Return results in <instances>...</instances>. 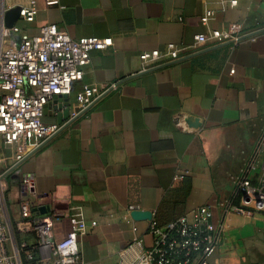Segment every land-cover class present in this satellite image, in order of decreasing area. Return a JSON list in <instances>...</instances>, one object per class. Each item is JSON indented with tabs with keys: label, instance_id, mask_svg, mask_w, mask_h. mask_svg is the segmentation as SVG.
I'll use <instances>...</instances> for the list:
<instances>
[{
	"label": "crops",
	"instance_id": "obj_1",
	"mask_svg": "<svg viewBox=\"0 0 264 264\" xmlns=\"http://www.w3.org/2000/svg\"><path fill=\"white\" fill-rule=\"evenodd\" d=\"M48 1L9 0L37 11L32 22L18 18L16 39L54 25L74 40H112L110 49L90 53L82 80L109 92L75 118L74 94L68 107L52 102L43 123H57L61 105L66 125L22 164L34 178L33 213L57 215L51 240L66 238L70 210L79 208L94 224L79 242L83 264H131L153 244L151 221L192 218L208 206L218 237L209 262L264 264V213L230 211L241 206L242 178L264 184V0H238L234 8L225 0ZM206 11L214 16L203 26ZM230 24L254 38L141 72L140 54L189 46ZM8 204L17 222L15 186ZM19 240L29 245L34 237Z\"/></svg>",
	"mask_w": 264,
	"mask_h": 264
},
{
	"label": "built area",
	"instance_id": "obj_2",
	"mask_svg": "<svg viewBox=\"0 0 264 264\" xmlns=\"http://www.w3.org/2000/svg\"><path fill=\"white\" fill-rule=\"evenodd\" d=\"M237 1L225 0V7L234 8ZM48 4L57 2L50 0ZM13 9L9 0H0V264H83L79 242L94 224L88 225L83 212L73 208L69 213L70 232L64 240L53 242L51 228L57 215L33 213L29 196L34 178L23 172L22 164L58 136L66 125H47L42 121L44 107L52 103L54 96L69 99L74 94L72 118H75L109 92L110 88L101 90L82 80L90 53L110 49L112 40H74L54 25L42 27L34 37L16 39V27L6 25L7 14ZM18 10L19 18L26 22H32L37 12L33 3ZM213 16L212 11H206L200 19L202 25L207 26ZM253 38V34L243 32L238 24L208 30L194 36L189 46L169 44L163 50L140 54L141 72L188 60L209 48H234ZM12 186L18 195L17 222L11 221L9 212ZM237 189L241 206H230L231 212L245 213L250 209L264 213V184L253 187L248 179L242 178ZM134 210L137 209L133 206L128 208L129 212ZM212 217L208 206H199L192 218L182 216L165 225L151 221L148 234L153 244L131 264H211L209 259L218 245ZM22 234H32L33 243L19 242L17 238Z\"/></svg>",
	"mask_w": 264,
	"mask_h": 264
},
{
	"label": "water",
	"instance_id": "obj_3",
	"mask_svg": "<svg viewBox=\"0 0 264 264\" xmlns=\"http://www.w3.org/2000/svg\"><path fill=\"white\" fill-rule=\"evenodd\" d=\"M19 18V10L18 9H13L11 11L8 12L7 14V18H6V25L8 28L13 27L17 20ZM62 100H65L66 103V107H68L69 105V99L67 96H54L53 98V103H57L60 102ZM51 104V103H50ZM50 104H48L47 106L44 107V115H45V111H47L48 107L50 106ZM58 110L60 111V114L58 115V124H62L64 120L68 119L69 117V111L67 109L63 110L62 106L60 105L58 107ZM32 211H38V210H32ZM44 211V210H41Z\"/></svg>",
	"mask_w": 264,
	"mask_h": 264
},
{
	"label": "trees",
	"instance_id": "obj_4",
	"mask_svg": "<svg viewBox=\"0 0 264 264\" xmlns=\"http://www.w3.org/2000/svg\"><path fill=\"white\" fill-rule=\"evenodd\" d=\"M17 240L20 242L19 238H17Z\"/></svg>",
	"mask_w": 264,
	"mask_h": 264
}]
</instances>
